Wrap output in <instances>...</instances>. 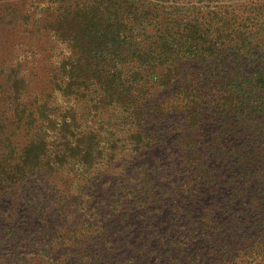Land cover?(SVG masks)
<instances>
[{
  "label": "trees",
  "instance_id": "trees-1",
  "mask_svg": "<svg viewBox=\"0 0 264 264\" xmlns=\"http://www.w3.org/2000/svg\"><path fill=\"white\" fill-rule=\"evenodd\" d=\"M20 4L51 67L0 114V264H264V0Z\"/></svg>",
  "mask_w": 264,
  "mask_h": 264
},
{
  "label": "rangeland",
  "instance_id": "rangeland-1",
  "mask_svg": "<svg viewBox=\"0 0 264 264\" xmlns=\"http://www.w3.org/2000/svg\"><path fill=\"white\" fill-rule=\"evenodd\" d=\"M23 16L20 0H0V114L12 96V84L20 77L26 82L27 93L34 95L32 99L49 90L51 43L39 37L31 23L25 31L20 26Z\"/></svg>",
  "mask_w": 264,
  "mask_h": 264
}]
</instances>
